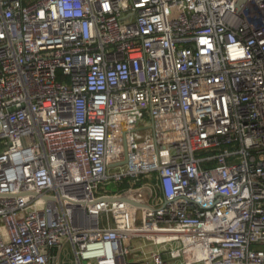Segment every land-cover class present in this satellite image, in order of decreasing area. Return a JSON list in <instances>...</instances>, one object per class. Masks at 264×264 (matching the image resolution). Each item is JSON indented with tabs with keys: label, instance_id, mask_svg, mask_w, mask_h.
<instances>
[{
	"label": "built area",
	"instance_id": "1",
	"mask_svg": "<svg viewBox=\"0 0 264 264\" xmlns=\"http://www.w3.org/2000/svg\"><path fill=\"white\" fill-rule=\"evenodd\" d=\"M67 244L264 264V0H0V264Z\"/></svg>",
	"mask_w": 264,
	"mask_h": 264
},
{
	"label": "rangeland",
	"instance_id": "2",
	"mask_svg": "<svg viewBox=\"0 0 264 264\" xmlns=\"http://www.w3.org/2000/svg\"><path fill=\"white\" fill-rule=\"evenodd\" d=\"M126 185H128V182H122V183H115V182H108L105 184L104 188L108 191H117L121 188H125ZM73 254L71 251V247L69 244H67L62 252V264H72Z\"/></svg>",
	"mask_w": 264,
	"mask_h": 264
},
{
	"label": "water",
	"instance_id": "3",
	"mask_svg": "<svg viewBox=\"0 0 264 264\" xmlns=\"http://www.w3.org/2000/svg\"><path fill=\"white\" fill-rule=\"evenodd\" d=\"M141 191L145 192V195H146V198H145V204L146 206H148V198L151 194V189L149 187H144V188H141Z\"/></svg>",
	"mask_w": 264,
	"mask_h": 264
}]
</instances>
